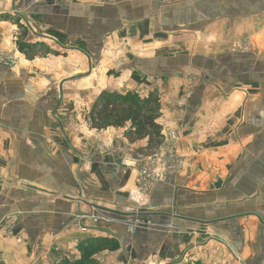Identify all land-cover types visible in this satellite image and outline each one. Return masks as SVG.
I'll return each instance as SVG.
<instances>
[{
    "label": "crops",
    "instance_id": "0c3cea01",
    "mask_svg": "<svg viewBox=\"0 0 264 264\" xmlns=\"http://www.w3.org/2000/svg\"><path fill=\"white\" fill-rule=\"evenodd\" d=\"M0 48L17 63H0V219L16 213L21 238L0 231V264H264V0H0ZM48 62L50 77L31 70ZM47 78L62 80L60 106L34 81ZM102 90L156 97L184 158L132 234L120 216L138 206L136 170L120 153L147 139L129 142V122L99 147L57 128L69 99ZM82 214L109 220L81 231Z\"/></svg>",
    "mask_w": 264,
    "mask_h": 264
},
{
    "label": "rangeland",
    "instance_id": "374dc122",
    "mask_svg": "<svg viewBox=\"0 0 264 264\" xmlns=\"http://www.w3.org/2000/svg\"><path fill=\"white\" fill-rule=\"evenodd\" d=\"M181 1H187V0H155V2L157 4H160V5H170V4L178 3ZM247 42H249V45L247 44ZM234 46H237V47H234ZM244 47H249V49L246 51H241V50H244L243 49ZM227 49L229 52H237V53L247 52L249 50L250 51L252 50V43L249 39L233 40L232 42L229 43ZM8 52H9L8 50H6L4 48H0V63L1 64L4 63L8 67H11L13 65L15 66L17 63L14 60V58H16V57L11 55ZM13 68H16V67H13ZM27 68H28V65H27ZM39 68H42V71H44V72H42L43 73L42 75H44L45 77H50L52 70H54V67L50 62H48L47 64L44 63L43 66L42 65L33 66L31 70L39 69ZM58 70H60L61 73L63 72V74L66 73L65 72L66 68L62 64L60 65V67H58ZM197 80H198V77L196 75L189 77L188 86L190 87L191 84L197 83ZM34 81L37 85H39V84L42 85V88H44V89L54 90L55 94L53 97V101L55 100L56 103L59 102V106H60L61 97H59V94H60L59 88H60V84H61L62 80H60V79L59 80H51V79L47 78V79H44L43 81H41V80H34ZM199 81H200V79H199ZM64 83L62 84V87H61V88H63L61 90L63 92H64V89L68 90V88L70 86H74L77 84V83H72V82L70 84H68V83L64 84ZM188 89H190V88H188ZM103 90H105V89H103ZM102 91L99 93V95L102 93ZM125 93H128V92H124V94ZM129 93L132 95L138 96L137 93H135V92H133V93L129 92ZM139 98H141V97H139ZM69 100L70 101L67 104V106H69L68 110L70 112V116L65 117V119L58 118V120L56 121V123L59 122V124H57V128L59 129V135L68 136V135H73L76 132L77 135H80L79 137L83 136V134H84V136H86V138H88V136H89L88 134L90 133V137L94 138V136H96L93 139V142L94 143L96 142L97 147H99V145L101 144V141L99 140V134L100 133L102 134V132L106 131L107 128L96 130V129L92 128L90 125V117H89L90 116V109H91V105L94 102V100L90 104L89 103V97L85 96L83 92H80L79 95H77V96H75ZM85 103H88V106L90 105V107L86 108L87 106H85ZM57 111H58V109H57ZM126 123H128V122H126ZM64 125H67V126L65 127ZM129 127H130V125H129ZM114 128L117 129L120 127H114ZM122 128H125V125H124V127H121L120 129H122ZM126 132H127V130H126ZM171 133L175 134L177 136V138H179V135H177L176 132H167V134H169V135ZM163 144H164V141L162 142L161 146L155 152H158L160 150V148L163 146ZM176 144L178 147V141L176 142ZM103 145H104V143H103ZM93 147H95V145ZM178 151H179L178 153L181 154V151L180 150H178ZM147 157L148 156H146V155H141V154H138V152H135L134 147H131L128 144H123V150H121V153H120V161H121V163L124 164V166H129V167H132V169L136 170V176L134 178V183H133V186L129 189L128 195L132 194L133 190L137 186L136 180H137V176H138V171L143 166H146ZM182 170H183V168H182ZM168 177H169V175L166 177L165 180H167ZM75 178H76L77 185H78L80 178L78 177V175H76ZM78 187L82 191V185H80V183H79ZM81 198H83V197H81ZM128 200L130 201L131 198H128ZM149 200H150V197H148L147 202H149ZM130 204H131V201H130ZM134 204H136V203H134ZM148 205H144V206L138 205V206H131V207H127V208L125 207V211L128 213H131L132 215L120 216V220H123L122 223L124 224L128 233L132 234L138 228L144 229V230L151 228V225L148 224V222H147L148 221L147 220L148 219L147 218V216H148L147 212H149L148 208H147ZM15 214L16 213H10L8 216L0 219V222L6 224V225L3 224V226H1L2 223L0 224V231L2 232V234L5 237L16 238L17 242H21V238L19 236L17 237L16 236L17 234H15V228H16L15 223L17 220V215H15ZM81 216H83L84 218H81V221L77 222V227H79L80 230L82 229L83 226L87 225V223L85 222L86 220H92V224L99 222V221L104 222L105 220H109V218H105L102 216L97 217V215H95V214H92V215L82 214ZM77 217H79V215L75 216L76 221L78 219ZM116 218H119V217L117 216ZM79 219H80V217H79ZM134 223H136V225H134ZM81 231H83V230H81ZM55 249L58 250V247H56ZM181 260L184 261L185 260L184 257L181 258ZM94 262H96V261H93L92 263L90 262V264H94ZM81 264H84V263H81ZM184 264H186V263H184ZM189 264H195V263L191 262Z\"/></svg>",
    "mask_w": 264,
    "mask_h": 264
},
{
    "label": "trees",
    "instance_id": "16d2710c",
    "mask_svg": "<svg viewBox=\"0 0 264 264\" xmlns=\"http://www.w3.org/2000/svg\"><path fill=\"white\" fill-rule=\"evenodd\" d=\"M159 113L156 97L141 99L129 92H102L93 102L90 109V125L96 130L108 127H123L130 122L126 138L134 143L147 139L145 146L138 147L136 152L151 155L161 146L164 135L162 126L155 121Z\"/></svg>",
    "mask_w": 264,
    "mask_h": 264
},
{
    "label": "built area",
    "instance_id": "2783aa9c",
    "mask_svg": "<svg viewBox=\"0 0 264 264\" xmlns=\"http://www.w3.org/2000/svg\"><path fill=\"white\" fill-rule=\"evenodd\" d=\"M247 44L249 45V42ZM243 49L241 51H246L249 47H244ZM190 95L191 91L187 90L184 99H187ZM164 139V144L160 150L148 155L146 166H143L138 171L137 186L131 195L136 204L140 206L148 205V197L151 196L156 184L164 182L168 175L180 172L184 166V158L178 153L177 136L173 133L170 135L164 134ZM86 229H88V225L83 226L81 230L86 231Z\"/></svg>",
    "mask_w": 264,
    "mask_h": 264
}]
</instances>
